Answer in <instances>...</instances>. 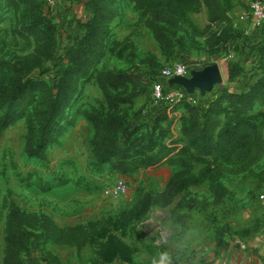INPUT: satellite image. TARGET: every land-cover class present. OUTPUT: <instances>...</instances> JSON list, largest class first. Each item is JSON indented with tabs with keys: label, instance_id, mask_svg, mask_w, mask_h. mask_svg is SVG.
I'll return each mask as SVG.
<instances>
[{
	"label": "rangeland",
	"instance_id": "rangeland-1",
	"mask_svg": "<svg viewBox=\"0 0 264 264\" xmlns=\"http://www.w3.org/2000/svg\"><path fill=\"white\" fill-rule=\"evenodd\" d=\"M252 1L0 0V116L14 119L0 126V264L8 256L21 264H115L137 252L151 264L158 240L183 241L184 213L195 214L198 228L231 208L221 180L249 178L236 185L239 196L256 188L245 185L264 178V157L233 175L251 158L227 160L218 140L249 119L264 140V33L251 28ZM71 43L55 78L53 58ZM177 62L219 64L223 80L201 97L203 108L166 107L155 126L152 82L136 65L157 71ZM31 133L44 155H28ZM108 154L112 161L99 163ZM148 160L154 165L142 166ZM161 166L164 176L156 174ZM175 173L207 181L184 185L162 206L157 194ZM117 180L128 191L114 202L104 187ZM146 198V213L121 225L120 215Z\"/></svg>",
	"mask_w": 264,
	"mask_h": 264
},
{
	"label": "crops",
	"instance_id": "crops-1",
	"mask_svg": "<svg viewBox=\"0 0 264 264\" xmlns=\"http://www.w3.org/2000/svg\"><path fill=\"white\" fill-rule=\"evenodd\" d=\"M156 174L164 176V168H160ZM237 177L232 179V185L220 181L226 191L221 197L232 203L231 208L222 209L224 214L216 216L214 224L206 222L198 228L192 225L191 217L195 214L191 211L184 213V222L181 223L183 241L175 239L171 245L164 246L158 240L157 246L150 251L151 264H264V178L258 182L251 179L255 183H247L245 187L257 184L256 188L248 189L244 196H239L236 185H243L240 182L242 179L245 182L250 179ZM170 178L165 180V186ZM239 202L244 206L239 208ZM138 254H133L130 262L118 260L115 264H143Z\"/></svg>",
	"mask_w": 264,
	"mask_h": 264
},
{
	"label": "trees",
	"instance_id": "trees-1",
	"mask_svg": "<svg viewBox=\"0 0 264 264\" xmlns=\"http://www.w3.org/2000/svg\"><path fill=\"white\" fill-rule=\"evenodd\" d=\"M154 1V0H151ZM171 1V2H170ZM196 0H168V3H173V4H180V5H190L192 3H194ZM160 3L164 2V0H159ZM263 33H264V26L262 28ZM80 35H83L80 33ZM72 44V43H71ZM75 46V44H72L71 46H67L68 50L66 51L65 54H63V56H58L56 58L51 59L50 61L53 60V62H56L54 64V67L57 70V74L55 78H59L61 75V69H62V65L65 63V59H67L68 57V51L73 48ZM146 63V62H144ZM165 66L161 67L159 70L155 71L153 67L148 66L145 64L144 68L141 69L136 65V68L138 69L139 75L142 76L143 78H145L146 80H150L152 82V86H153V81L155 79L158 78V76L161 73V70L164 68ZM225 67H227L228 69L232 70V67H237L235 64L228 62L225 64ZM235 69V68H234ZM155 73H159V75H156ZM16 92H9L8 97L9 99H12L15 97ZM180 104H188L189 107L191 106V108H196V107H202L201 105H198V103L194 104L188 101H184L179 103ZM176 105V107L178 106ZM154 99L153 102L150 103V105L148 106L152 113V116L155 120V126L157 125V122L162 119V112L163 110H165L166 107H162L159 109H154ZM175 107V106H174ZM203 108V107H202ZM208 110V108H207ZM90 119V118H89ZM198 121H199V117L196 118V121L194 122L195 125L198 126ZM14 122V119H12V117H7V119L3 118L0 116V126L2 129L6 128L10 123ZM247 123V127H242L240 129V124L236 125L234 127H225L224 129H222L220 135H219V153L222 155H226V159L229 160L231 159V157L234 154H239V153H246L249 158H251V160H249L248 162H244V166L242 165L240 168L237 167L233 168L231 171V174L236 175V174H240V172H243L241 170L245 169V167L250 168L252 165H254L255 163H257L260 159H262L264 157V140L263 137L261 135V133L258 131V125L257 123L255 124L254 121H251L250 119L248 120ZM257 141V143H256ZM43 147L41 145H37L33 142V134L31 133L28 137V144H27V153L29 156L32 157H38V156H42L44 155V151H43ZM97 147V146H96ZM95 147V151L96 154H98L97 148ZM253 156V158L251 157ZM103 160H100L99 163L104 164L107 162H111L112 161V156L111 155H107L104 158H102ZM148 160V162H143L142 166L148 167L150 166V164H152L154 161L152 160ZM139 167L141 166L140 164H138ZM154 165V163H153ZM116 167V166H115ZM130 167V168H129ZM132 166L130 164H125V167L123 168L124 171L126 172H130V171H136V167L135 168H131ZM138 167V169H139ZM118 168V166H117ZM247 169V168H246ZM189 175V174H188ZM181 176H178V174H174L168 184L166 189L164 190V192L162 193H158V200L162 201L163 204H161L162 206H165L164 204H169V202L177 195L181 192L182 188L184 185L189 184L191 185H198L200 183H202L203 181L207 180V177H201V178H196L195 176H187V177H182V178H186L187 180H181L180 179ZM219 187L221 189H223V186L220 184ZM223 192H226L225 189H223ZM148 198H146L143 203H139L138 206H135L129 210L124 211L121 215H120V220L121 225L125 226L128 225V223L132 222V220H138L142 215H144L149 207L148 204ZM150 201V200H149ZM72 231L77 232L78 229L76 228H72ZM126 259V260H125ZM125 262H130V260H128L127 258H124ZM6 264H21V262L18 260L17 262L15 261L14 258L8 256L7 260H6Z\"/></svg>",
	"mask_w": 264,
	"mask_h": 264
},
{
	"label": "built area",
	"instance_id": "built-area-1",
	"mask_svg": "<svg viewBox=\"0 0 264 264\" xmlns=\"http://www.w3.org/2000/svg\"><path fill=\"white\" fill-rule=\"evenodd\" d=\"M60 0H47L50 5H56ZM251 28L260 32L264 26V0H253L251 3ZM206 65H191L186 62H177L165 66L157 79L153 81L154 109L174 107L181 102L199 103L204 95L200 90L189 93L184 87L171 85L169 80L175 76H191L193 70L204 68ZM210 93H207V97ZM203 95V96H202ZM126 180H117L104 187V194L114 202L122 200L127 194Z\"/></svg>",
	"mask_w": 264,
	"mask_h": 264
},
{
	"label": "water",
	"instance_id": "water-1",
	"mask_svg": "<svg viewBox=\"0 0 264 264\" xmlns=\"http://www.w3.org/2000/svg\"><path fill=\"white\" fill-rule=\"evenodd\" d=\"M223 80L222 69L219 64H209L202 69L193 70L191 76H175L169 80L171 85L184 87L189 93L197 89L203 95L212 92L218 83Z\"/></svg>",
	"mask_w": 264,
	"mask_h": 264
}]
</instances>
